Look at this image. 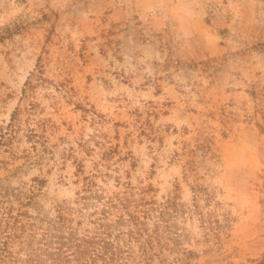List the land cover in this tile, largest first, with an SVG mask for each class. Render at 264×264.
Segmentation results:
<instances>
[{"label": "rangeland", "instance_id": "obj_1", "mask_svg": "<svg viewBox=\"0 0 264 264\" xmlns=\"http://www.w3.org/2000/svg\"><path fill=\"white\" fill-rule=\"evenodd\" d=\"M15 111L0 207L81 235L128 183L158 234L135 262L264 264V0H0V130Z\"/></svg>", "mask_w": 264, "mask_h": 264}, {"label": "trees", "instance_id": "obj_2", "mask_svg": "<svg viewBox=\"0 0 264 264\" xmlns=\"http://www.w3.org/2000/svg\"><path fill=\"white\" fill-rule=\"evenodd\" d=\"M26 85L30 86L31 81H27ZM16 115L15 111L10 123L1 128L0 138L5 133L14 132ZM126 185L128 183H125L126 190L121 193L99 201L102 207L94 209L91 214L98 217L90 219L94 227L85 229L81 235L69 224L71 219L61 209L56 211L55 218L50 219L47 226L38 228L35 221H30L35 219L34 216L26 211L19 208L13 213L12 207H0V264H139L135 262L134 248L130 244H137L143 258L148 250L147 245L158 234L156 230L149 232L146 223L152 209L146 190L134 193V190L127 191ZM88 186L84 188L88 194L79 195L78 201L95 197L103 199L101 194ZM32 196L20 203L30 204ZM157 207L161 208L154 209L159 215V219L156 217V229L166 208L177 205L173 200H167ZM111 214L115 217L112 221L109 219ZM118 225L127 229L115 233L114 227ZM122 242L126 245H121Z\"/></svg>", "mask_w": 264, "mask_h": 264}]
</instances>
